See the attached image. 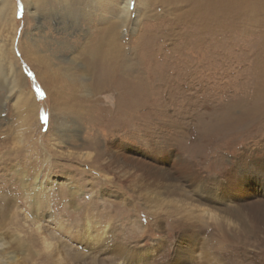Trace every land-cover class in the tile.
<instances>
[{"label": "rangeland", "instance_id": "1", "mask_svg": "<svg viewBox=\"0 0 264 264\" xmlns=\"http://www.w3.org/2000/svg\"><path fill=\"white\" fill-rule=\"evenodd\" d=\"M101 1L67 37L48 17L58 0H15L16 36L0 22V238L20 264H264V110L235 121L264 91V16L132 0L126 19L122 0ZM112 22L135 103L119 108L123 85L80 88L89 102L67 100L60 130L46 86L68 99L64 57L82 61ZM8 69L24 75L14 89Z\"/></svg>", "mask_w": 264, "mask_h": 264}, {"label": "bare ground", "instance_id": "2", "mask_svg": "<svg viewBox=\"0 0 264 264\" xmlns=\"http://www.w3.org/2000/svg\"><path fill=\"white\" fill-rule=\"evenodd\" d=\"M22 1L24 4L25 13H27L28 7L29 5H31V3L36 4V7H38L40 3L43 2V0H33L34 2L31 0H22ZM131 1L132 0H122V3H123L122 7L124 8L126 19H128V15L130 16V12H131L130 7L132 3ZM154 1L155 0H149L150 3L151 2L153 3ZM160 1L166 2L169 0H160ZM58 2H59L58 7L55 8L54 6H51L50 11H48L50 14L49 15L47 14V15L48 17L49 16L53 17V20H56L58 24H61V27L59 29H62V32H61L62 36L67 37L71 28L73 29V25H77L80 21H86V22L93 23L97 19L98 20L101 19L102 14L95 12L96 11L95 9H99L101 7L102 5L101 0H58ZM192 3H193V6H192L193 11H198L199 13H201V15L208 13L210 16V19L213 18V15L216 9L219 7V5L222 7H225L226 10L227 8L229 9L231 7V10H234V12H236L237 15H243L244 13L246 14V17L248 16L247 19L249 20L250 19L258 20L260 16H264V0H192ZM50 4L52 3L50 2ZM122 7H120V5L116 7V10L118 11L115 14L116 18H118L117 20L121 23L124 21ZM118 8H121V9L119 10ZM0 22L6 25L13 24L14 34L16 36V32H17L19 25L17 22V4L15 0H0ZM80 25H81V22H80ZM118 26H119L118 22L111 23V26H110L111 34L110 36H108L110 37L108 41H106V37H107L106 33H102V28L97 29L98 33H95V35H93L92 38L89 39L88 43L85 45L83 52L80 53V56H82L81 58L82 61H80L79 58H77L76 56L75 57L74 56L64 57V62L65 64H67V67L63 66V67H66V70H65L66 73L64 74L67 75L72 80L70 84V88H71V92L69 94L70 97L68 99L66 97V94L63 91L65 88L63 87L62 84H58V86L54 88L52 94L50 93L52 91V90L50 91L51 88L49 86L48 87L46 86V91L49 93L50 96L51 95L53 96L54 107L57 110V113L59 114L58 115L57 113H54L58 115L56 121L58 124V128L60 130H63V124H64L62 122L63 118L62 117L60 118V116L62 113L66 112V109L70 107L69 105L70 101L68 102L67 100L72 99L76 108L78 106L83 107V105L89 102V100H85L83 97H79L78 93L80 91L79 90L80 88L82 91H89L90 90L89 88L91 87L101 90V87L105 88L106 86H110V85L111 86L123 85L126 89L125 90L126 94H124L122 99H119V100L117 99L119 103L118 105L119 108H121L123 105L127 106V104H129L130 108H132L131 105H134L135 103V96H134L135 89L134 88H135V78H136L133 75V72H134L133 63L134 62L130 63L129 60L131 58L126 59L125 57H123V55H121L122 47L121 45L117 44L116 39L114 37L117 34ZM51 41L58 43V39H55L54 37H51ZM59 48L60 50L64 49L61 46ZM55 49L59 51L58 48H55ZM13 52L15 53L14 50ZM53 52L55 53V50H53ZM24 53L27 54L26 51H24ZM8 70L9 72H7L8 73L7 75L10 78L9 79L7 78V82L5 85L10 86L11 89H14L15 87H17L18 84L20 85L23 82L24 75L22 72H19V71H17L16 73H12L11 69H8ZM46 70H45L46 74H49V72ZM9 73L10 74L12 73L11 74L12 77L9 75ZM76 81L77 82L79 81V82L77 83ZM5 85L4 87H6ZM84 94H87V93L85 92ZM257 98L258 99L260 98L259 101L256 102L255 104L253 103V106L251 107H249L246 104L242 105V107L240 108L241 114L239 118L236 119L235 121L242 122V121L255 120L257 117L261 115V113H263L264 91L261 92L257 96ZM257 98H254V100L257 101ZM25 104L36 108L38 105V102L34 95L32 96L30 95V97L25 101ZM2 106L4 105L0 99V109ZM135 108H136V105H135ZM79 109L80 108H78V110ZM116 109L118 110V108ZM40 112H41V108H39L38 115H40ZM51 123H53L52 118L49 120L50 126H51ZM38 178L39 177L37 176L36 180H38ZM37 186H40V188H43V182L38 181ZM93 226H95V224ZM44 236L46 237V235ZM44 242L47 246L49 245L46 242V240H44ZM14 251L12 250L10 243L1 237L0 238V264H20L19 258L17 257L18 255H16Z\"/></svg>", "mask_w": 264, "mask_h": 264}]
</instances>
